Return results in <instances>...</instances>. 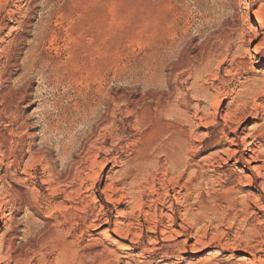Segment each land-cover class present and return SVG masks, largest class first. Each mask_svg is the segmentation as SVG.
<instances>
[{"label": "rangeland", "instance_id": "obj_1", "mask_svg": "<svg viewBox=\"0 0 264 264\" xmlns=\"http://www.w3.org/2000/svg\"><path fill=\"white\" fill-rule=\"evenodd\" d=\"M210 43L228 53L219 59L220 64L213 63L212 74L203 66L193 70L179 67L177 62L184 64L193 56L201 59L203 48ZM257 45L259 51L255 53ZM249 55L252 65L256 60L262 65L251 69V64L242 62L248 61ZM171 70L181 76L179 86L192 88L199 82L219 89L221 115L228 108H238L239 130L228 134L221 115L208 127L197 129L192 124L199 137L207 134L202 141L193 142L190 162H206L209 182L204 179L205 187L191 190L190 200L182 207L175 205L173 216L180 232L170 237L160 229L152 233L145 221V206L140 211L141 225L137 224L138 216L124 219L129 225L134 223L131 228L135 235L132 232L123 240L130 249H117L107 236H97L96 228L107 223L113 232L120 212L131 211L133 206L117 194L108 199L103 188L113 176L119 179L126 175L137 159L150 164L146 165L147 177L151 181L157 178L159 185L163 173L147 156L164 158L158 150V139L168 120L157 110L161 87L158 80H163L164 88ZM2 93L5 99L20 94V118L0 122V131L10 142L19 141L22 148L18 150L25 156L22 170L27 174L19 170L9 183L20 191L14 193L12 202L17 206L21 197L32 201L36 196L41 198L39 204L7 211L15 222L1 235L8 239L17 229L16 243L30 241L27 248L22 247L31 251L32 264H60L55 258L57 234L53 223L65 217L83 223L86 210L77 207L86 203V198L91 202L88 211L94 207L100 213L95 227L82 233L79 225L72 233L78 252H94L86 264H264V178L244 167L245 153H240L237 162L222 151L228 147L227 134L243 149L240 137L248 128L251 144L264 141V0H0ZM196 102H191L194 113ZM201 103L206 107L207 101ZM33 151L43 159L30 160ZM260 151L259 158L264 160V150ZM95 156L100 162L95 190L87 191L84 186L81 191L75 190L70 200L50 184L52 178L43 168L49 162L63 169L70 157L75 172ZM241 172L254 180L242 182L246 179H240ZM76 182L69 181L68 186ZM227 190L236 192L226 194ZM145 193L144 201L149 204L151 191ZM173 194L171 189L172 200ZM229 194L239 201L232 203L227 199ZM244 194L253 196H248L246 202L241 199ZM53 198L57 202L66 200L68 209L54 205ZM93 215L87 222L93 220ZM165 222L170 224L171 219L165 217ZM32 242L34 247L30 246ZM41 244L47 246L41 247L45 258L39 253Z\"/></svg>", "mask_w": 264, "mask_h": 264}, {"label": "bare ground", "instance_id": "obj_2", "mask_svg": "<svg viewBox=\"0 0 264 264\" xmlns=\"http://www.w3.org/2000/svg\"><path fill=\"white\" fill-rule=\"evenodd\" d=\"M96 28H98V27L96 26ZM222 46H223V44H222ZM229 46L230 45H228L227 47H229ZM203 49H202L203 50L202 51L203 56L201 59L199 58V56H193L186 63L180 64L179 62H177V64L180 65L179 67H187V68L189 67L191 70H193L194 67H200L201 68L203 66L207 72L211 73L213 70V68H212L213 63L218 62L220 64L219 59L222 57L228 56V53L224 54L223 53L224 51H222V49H220V47H218L214 44H211V43L208 44L207 46H205V48H203ZM248 50H249V48H248ZM254 51H255V53H258V51H259L258 45L255 46ZM179 56H181V54ZM184 56H186V55H184ZM248 57H249L248 61H242V60L241 61L244 62L245 64H251V66H252L251 69H255L256 66L259 67L260 65H262V62L261 61L259 62L257 60L255 61L254 65H252V63H251L252 62V56L249 55ZM243 59H245V58L243 57ZM183 60H185V59H183ZM169 61H170V59H169ZM175 68H178V67H175ZM175 68H174V70H175ZM200 68H198V69L200 70ZM198 69H196V70H198ZM176 72L171 70V72L167 75V78L165 79L166 83H165L164 88H162V84L164 83L163 80L162 79L158 80L159 85L161 87L159 89V96L160 97L158 99L159 103H158V109L157 110H158L159 114H161L162 116H165L168 120L166 122V125L164 123L165 129L160 132V138L158 139V141H159L158 142V150L160 152H162L161 156H163L164 158H162V160L160 159V157L156 158V156L154 158H151V157L148 158V156H149L148 155L147 160H149L150 163H153L152 166H154L155 169H159L163 173V175H161V176H163V178L161 176L160 177L162 179L159 178V185H157V182H156L157 178L154 179L153 181H151L147 177V174L149 171L147 170L148 168L146 167V165L149 166L150 164H147V161L146 162L145 161L139 162V159H137V161H135V163L132 162L134 165H129V166H132V168L129 167L130 170L128 171V173L126 175H124V176L122 175L123 177H120L119 179H117L113 176V178H111L112 179L111 181H108V180H110V178H109L107 180L108 182L106 181L107 183H105L104 188H103V193L107 196L108 199H112L114 194L115 195L117 194V197L120 196V198L125 197L126 199H128L127 201L129 203V205L131 204L133 206L131 208L132 209L131 211H125L124 210V211L120 212V214H119L120 217L117 218V220H116L117 222L115 221L116 226L113 229V232L111 231L110 227L107 226L108 225L107 223L102 224V225H98V227L96 228L98 231L96 233L97 236H100V235L101 236H107V240H109L113 246H115V247L118 246L119 248H121V250L130 249L129 246H127L126 244L123 243V240L126 239L127 238L126 236H128L129 234L134 233V235H135V232H133L134 230L131 228V226H134V223L129 225L126 222L128 224V227H126L127 224L125 223L124 219L128 220V217L129 216L132 217L133 215H134L133 218H135V216H138V218H136V219H138L137 224L141 225L140 213L142 212L141 211L142 208H144L145 206H147V208H148L147 210L143 211L145 214V217H146L145 221L148 225V229L152 233H156L157 230L160 229L161 233H163V235L166 237L167 236L170 237L172 234L173 235L178 234L180 231L178 232L177 228L180 227V224H176V222L174 220V216H173V214L175 212V205H181V204L184 205L185 202H188L190 200V191L193 190L194 188L202 187V185H203L202 182H204V179H205V181H208L207 177H206L205 170H204V165H206V162L203 164H200V163L192 164L190 162L191 160L189 157V155H190L189 153L191 150H193L195 148V147H193L195 144L193 142H195L196 140L202 141L203 137L205 138V136L207 134V133L203 134L199 130V132L202 133V135L199 137L198 134H196L198 130H194L192 124L195 123L199 127V128H197V127L196 128L200 129L203 127H208V125H212V124L217 123V118L219 117V115H221V112H220V109L218 106V104H219L218 99L220 97V92L218 91L219 89L217 90V88H214L213 86L208 87V86L201 85V84H199V82L197 83L196 80H194V81L197 84L194 83L192 88L186 87V86H179L178 80L180 79L181 76H179V73H176ZM214 76H216V73L214 74ZM211 77H212V75H211ZM216 77H218V75ZM197 81H199V80H197ZM206 82H208V81H206ZM205 85H206V83H205ZM14 95H16V96H14L11 99H5L6 94H4V93L0 94V98H1L0 122H5V121H7V119H10V118H12V120H14V121H17L20 118V116H19V108H20L19 102L20 101L19 102L17 101V100H19L18 98H19L20 94H18V95L14 94ZM22 97H23V95H22ZM193 100L197 101L196 102L197 111L195 110L196 111L195 113L192 112L193 105H191V102ZM202 101L203 102L207 101L206 107L204 105H203V107H201ZM237 109L238 108H236V109L235 108H230V109L228 108V110L225 112V114L221 115L222 116L221 118H223V120H224V123H223L224 128L226 127L228 129V131H227L228 134L237 133V131L239 130L240 125L237 123L239 122L240 116L238 115L239 110H237ZM212 110H214V111H212ZM161 115H158V116H161ZM230 123L233 125L236 123L237 125L233 126ZM253 128H255V126ZM227 129H223V131H225ZM248 129H247V131L244 130L242 132V136L240 137L241 145H243L242 146L243 149L240 150L241 146H240L239 141H237L234 138L228 137V134H227V137L225 135V138H227V140H228V147L225 149H222V151L225 153L227 152L228 153L227 155H229V158L230 159L232 158V159H234V161H237V162H239L241 160L240 157L242 155L240 156V153L241 152L245 153V158L243 157V160H242L244 163V167L248 171L256 172L257 176L260 177L262 180V178H264V160L259 158V154H261L260 150H262V151L264 150V147L262 149V145L264 146V141L261 140L259 144H251L250 142L253 140L251 139L250 142L248 140V137L250 136V133H251V132H249L251 130L250 129L248 130ZM2 132L0 131V221L2 223L1 228H0V264H32L33 257H32V255L30 256L31 251L29 253L28 251H25L22 247L23 245H26L28 241L25 240V242H20L19 244L16 243V234H18V232H19V231L17 232V229L13 230L17 233L14 232L13 235L11 237H9L8 239H5L1 235V234L4 235V232L7 229H11L12 224H14V222H15L13 215L10 213L8 214L7 211H11V209L12 208L14 209V207H17V210L20 211L23 206L31 205L33 203L39 204V201H40L39 199L41 198L40 196H36L37 198L35 197L36 198V200H35L36 202H35V201H32V198H30V197L29 198H24V197L22 198L21 197L19 205L16 206L15 203L13 204L12 198L14 196V193L16 195V193H20V191L16 188L15 185H12V184L9 185V183L11 182L13 175H17L19 170H21V171H23V173L27 174L26 170H22V165H24V163H25V156L23 157L18 150V147H20L19 146L20 142L17 139L16 140L14 139V141L11 140V142H10V138L8 136H6L5 133H2ZM20 148H22V146ZM262 153H264V152H262ZM30 155H31L30 160L32 159V161L41 158V157H39L40 155H38L35 151L31 152ZM137 157H139V156H137ZM143 158H146V157H143ZM41 159H43V158H41ZM67 159H69V161L63 169H57L56 164L55 165L51 164V163L48 164L49 162L47 163V166H44V165H43L44 167L42 166L44 168V171L47 172V175L49 174V176L52 178L51 179L52 181L50 184H52L53 187L55 186L57 191L61 190L66 195L65 198L67 200L69 198L73 199L72 196H73V193L75 192V190L81 191L84 186L88 187L87 191L89 189L95 190L96 180H97V177L99 175L97 168H98V165L100 162H99L98 158L96 156L93 157L90 160V164H87L86 167H81L80 169L76 170L75 172L73 169V159H71L70 157ZM134 159L136 160V158H134ZM39 162H42V161L39 160ZM129 164H131V163H129ZM149 168H153V167H149ZM23 169H25V168H23ZM125 170H127V169H125ZM125 170H124V172H127ZM241 173H242V175L240 176L241 177L240 179L241 180H243V178L246 179L242 182L247 181L249 183L252 180H254L252 178V175L250 176V175L244 174V172H241ZM190 174H192V175L190 176ZM108 176L111 177V174H109ZM149 176H151V175H149ZM212 180L213 179H211V181ZM241 180L240 181L238 180V181L241 183ZM69 181H72L74 183H75V181H77V182H76V184H73L70 187V186H68ZM220 183L221 182H219V184ZM61 185L65 186V187H62ZM261 185H262V188L264 189V181L261 182ZM221 186H223V185H221ZM171 189L174 191V194H173L174 200H172ZM146 190L151 191L150 197L152 199L150 201L147 200V201H149V204H147V202L144 201ZM231 190H233V188ZM235 190H236V188H235ZM227 191H226L227 193L225 192L226 194H228L230 190H227ZM236 191H232V192H236ZM55 195L56 194H54V196H53L54 198L56 197ZM146 196H148V195H146ZM248 196L249 195L245 196V194H244L243 197H241V199H244V201L246 199V202H247L248 199H250V198H248ZM250 196H253V195H250ZM234 198L235 197H233L230 194L227 196V199L232 201V203L239 201V200L237 201V199L235 201ZM55 199H54V201H55L54 205H56L59 208L68 209L66 200L57 202V200H55ZM81 201H82V199H81ZM230 201L228 203H230ZM182 205H181V207H182ZM82 206L77 207V208H79V210H81V209L86 210V212L84 211L85 212L84 216L81 219V220H83V223L80 224L79 222L77 223L76 221H75V223H73V221H74L73 218L65 217V216H64L65 218H63V219L61 218V220L58 219L56 221V223H53V224H55L53 230L57 234L56 235L57 247H55V245H54V247L57 248L56 249L57 252L56 253L54 251L53 252L55 253V258L60 261L59 262L60 264H62V262L68 263V264H77V262L81 263V264H86L87 259L91 258L94 255L93 254L94 252L92 253V251L89 253L82 251L80 253V251L78 252L77 248L75 249V247H74V244H76L75 241H77V240L75 239L76 237H74V235H72L73 231L77 230L79 225H81L82 233L85 229L87 231H89L92 227L96 226L95 222L100 217L99 216L100 213L99 212L97 213L96 209L94 207H92V211H88L89 207L91 208V202L89 201V198H86V203L84 202V204H82ZM137 211H139V212H137ZM137 213H139V214H137ZM214 214H215V212H214ZM92 215H93V220L87 222V219L89 218V216L91 218ZM165 217L171 219L170 224H166ZM133 228H136V227H133ZM42 229H44V225H43ZM53 230H50V231H53ZM42 233L45 234L44 232H42ZM111 233L115 234V236H117V238H115L114 235L112 236ZM40 235H41V231H40ZM44 237H43V239L45 240ZM17 238H18V236H17ZM35 239H37V238H35ZM34 242H32L33 244L32 245L30 244V246L34 247ZM28 243H30V241ZM41 243H43V242H41ZM36 245H37V250H38V244H36ZM42 246H44V245L41 244V246L39 248L40 254L42 252L41 250H43L41 248ZM44 247L46 248L47 246H44ZM54 247H52V249H54ZM26 248H27V245H26ZM37 250H36V252H37ZM105 250L112 252V250H110V249H104V251ZM115 251L117 252V250H114L113 252H115ZM36 252H34V253H36ZM41 255L45 258L46 254L42 253ZM44 262H46V261H44ZM33 264H35V263H33ZM37 264H39V263H37Z\"/></svg>", "mask_w": 264, "mask_h": 264}]
</instances>
